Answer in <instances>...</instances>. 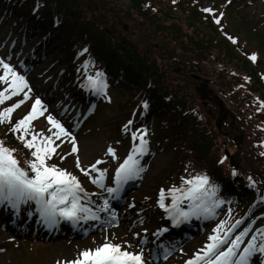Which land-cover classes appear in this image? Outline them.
Instances as JSON below:
<instances>
[{
    "label": "trees",
    "instance_id": "16d2710c",
    "mask_svg": "<svg viewBox=\"0 0 264 264\" xmlns=\"http://www.w3.org/2000/svg\"><path fill=\"white\" fill-rule=\"evenodd\" d=\"M201 1L207 0H0V21L12 26L13 33L56 41L53 59L64 66L62 82L73 88L74 101L84 91L78 68L90 60L88 68L93 74L101 70L107 83L114 82L128 93L119 109L135 102L132 107L133 114H140L138 123L146 125L155 118L158 133L166 140L172 135L169 141L180 156L176 174L185 163L187 178L206 174L218 186L217 198L232 200L237 218L259 207L257 203L251 207L256 193L248 178L255 185L264 182V145H259L264 141L260 103L264 81L259 78L257 62L240 48L239 40L233 43L225 36V22L221 20L222 28L214 22L213 15L220 12L203 13L198 5ZM234 31L236 38L240 31ZM173 52L192 61L188 67L195 75L210 79L234 124L241 122L248 139V146L244 143L239 148L249 153L248 158L243 156L247 163H241L245 173L235 171L233 175L229 167L217 163L223 156H218L221 135L214 119L199 109L203 100L174 79L165 61V54ZM142 101H147V109H141ZM14 122L0 124V141L15 149L21 140L10 130ZM7 136L11 143L5 142ZM13 155L22 154L15 151ZM21 163L26 166L24 159Z\"/></svg>",
    "mask_w": 264,
    "mask_h": 264
},
{
    "label": "rangeland",
    "instance_id": "374dc122",
    "mask_svg": "<svg viewBox=\"0 0 264 264\" xmlns=\"http://www.w3.org/2000/svg\"><path fill=\"white\" fill-rule=\"evenodd\" d=\"M212 2H214V12L216 10L217 12L224 13L221 16V20L225 22L227 33L233 34L235 28H237L240 33L238 32L236 40L238 39L247 51L257 54V58L261 61H258L259 66L264 69V0H226V2L207 0L199 2L198 5L203 9L210 7ZM217 17L220 18V15ZM8 25L0 21V59L11 63L18 72L26 77L32 88L30 99L25 101L24 104L12 113V120H19L27 114L36 96H39L43 100L48 112L55 115L57 119H60L65 127L75 136V144L78 148V152H72L73 141L71 138L62 137L56 141L59 147L49 162L56 163L59 167L73 172L79 178L85 190L93 194L91 195V199L95 201V204H102L103 200L101 196L108 197L106 195L107 192L93 184L91 182V176L85 175L84 172H81L76 167L77 156L79 157L81 167L85 168L93 176L99 175V173L93 172L91 165L96 163L97 160H100L101 163L97 164V168L107 170L105 184L113 186L112 177L115 168L127 156L132 144L139 142L138 139L136 141L132 140V131L147 129L145 138L148 140L149 150L143 156L139 157L140 161L142 157L144 158V162L141 161L144 171L138 177L136 182L137 186L134 187L132 192L133 196L117 209L111 208L122 219L120 226L106 228V226L101 225L102 228H97L96 234L92 235V237L96 235L97 238L90 237L75 242L65 241L64 244L60 243V241L46 242L32 237L19 238L14 236L11 233L13 231L2 224L8 231H4L0 225V264H65V261L75 258L81 250L103 243L105 237L125 247L131 244L132 247L130 250L138 251V241L140 238H146L148 242V237L151 233H154L157 229L169 226L165 224V218L168 217L156 204L160 190H165L167 196L165 203H170L171 197L168 195L167 189L172 186L179 187L181 185V177L187 175L188 172V164L185 163L178 172V175L176 174L177 168L175 166H178L180 156L175 152L174 145L169 141L172 135L168 134L167 140L164 136L159 135L157 126H155V118L150 121V124L139 126V113L129 117L130 112L133 111L132 106L135 105V102L131 104L128 102L130 104L129 108L123 109V111L119 109L120 104L127 102L128 93L123 89H118L116 87L117 84L114 82H111V84L107 83L106 96L97 95L94 97L96 101L92 105H90V100L88 101L89 105H86L84 98L77 102L72 101L74 94V91L71 89L72 87L62 82V70L64 66L58 64L53 59L56 55L54 41L48 40L43 42V37L28 33L23 36L21 35V38L18 35L19 33H13V27H8ZM233 25L235 28H232ZM39 42H41V46L37 48L36 45ZM256 43L260 47L256 46ZM165 61L174 72V79L177 82L182 83L197 99L203 97L205 103H202V108H199L203 113L207 114L212 120L223 113V109L217 104L216 99H219V97H217L216 87L210 83V79H204L207 80L206 90L207 97L209 98L207 100L203 96V91H206L203 89L204 85H201V82L203 84L204 81L195 80L190 77L191 75H195V73L191 72L192 69L188 67L192 62L188 57L186 58L178 52H173L165 54ZM82 65L78 69L84 78L85 69ZM176 68L178 69L176 70ZM0 70L2 74L3 70ZM87 71L89 74L94 75L93 71L89 68ZM1 86L2 88L4 87L2 84ZM20 99H23L22 94L12 97L11 100L5 101L1 105L0 110H2V107L10 106ZM92 100L93 98H91ZM225 115L223 117L222 123L224 125L221 126V131L226 132V136L221 135L222 138L221 136L218 138V145L220 147L218 156L224 154V152L228 155L237 153L238 162L234 164H236V171L240 175L241 172H246L241 166V163H247L248 160L246 158L249 157V153L239 148L244 143H246L247 147L248 139L245 137V132L241 130V122L238 121L236 124L229 123V116L228 114ZM46 116L47 113H45V116L38 117L32 122L34 131L39 132L44 130L46 134H50L47 130L51 126L48 124ZM129 120H132L133 123L129 125L128 131H123V126ZM74 121L78 122L76 127H74ZM230 126H233V128H229ZM237 137H240V139ZM5 142L11 143L10 137L7 136ZM109 146L115 149L116 159H113L111 155L107 154ZM15 149L22 154L18 158H24V162L28 167L26 161L32 159L31 153L28 152L30 149L25 147L23 141H21V145L17 144ZM242 153L243 155H241ZM61 156L64 158L61 159ZM242 157L243 159H241ZM228 165V159H225L222 166L228 167ZM26 166L22 165L24 168H27ZM260 182L255 187L257 201H259L261 209L255 210L254 213H251L245 219L239 220L241 223L234 229V233H238V230H243L248 221L251 220L250 233L254 232L257 228L264 227V201L259 199V197L264 196V182ZM223 204L220 205V210H217L219 212L212 219L192 217L188 222L185 221L186 223L181 222V224H188L187 227L192 225H200V227L196 231L192 229L194 231L193 238L181 243L173 253L169 254L168 260L160 258L158 262L153 264H185V261L193 253L203 247L207 241V236L221 221L219 220V216L223 212L222 208L224 210L225 208H229L227 204ZM6 205L0 204L3 208ZM23 205L21 204L19 208L22 209ZM181 206L186 208L187 203L185 202ZM27 208L30 209V214H34L35 216L37 214L39 215L34 202L29 204ZM132 208L137 212L139 211V213L134 214L135 212ZM160 212H163V215H159ZM11 221L13 220L8 222ZM41 222L42 219H38V223L40 224ZM228 226L230 225H225V227ZM29 227L31 230L33 227L32 222L20 225L21 230H25V228L29 230ZM144 229H147V232ZM182 231L185 234L188 232L187 230ZM183 232L172 233L171 235L173 236L169 238L168 245L175 247L177 245L176 242L180 240ZM248 238L250 237H246L245 239ZM71 243L75 247L68 249L67 247H70L68 245ZM144 254L147 259V264H152L150 261L152 255L146 244L144 245ZM257 257L260 256L258 255ZM254 259L257 260V258Z\"/></svg>",
    "mask_w": 264,
    "mask_h": 264
},
{
    "label": "snow or ice",
    "instance_id": "6c2138e0",
    "mask_svg": "<svg viewBox=\"0 0 264 264\" xmlns=\"http://www.w3.org/2000/svg\"><path fill=\"white\" fill-rule=\"evenodd\" d=\"M205 13H213L214 9L205 7ZM223 16V13H220ZM214 22L221 25L219 17L213 16ZM228 40L237 43L235 37L225 33ZM87 51V49H83ZM249 58L255 62L257 54L251 53ZM90 60H86L82 67L85 69L84 78L80 87L95 95H105L108 87L104 73L97 69L95 74H89L87 69ZM0 84L4 85L0 89V105L12 97L23 95V99L12 103L10 106L0 110V124L12 121V113L22 104L30 99L32 88L24 75L4 59H0ZM79 71V69H78ZM245 79H249L245 77ZM264 107V101H261ZM144 109L148 108L147 101H142ZM259 110V109H258ZM48 124L51 126L46 134L44 130L36 132L33 130L32 122L38 117L45 116ZM133 123L129 120L123 126V131L129 130V125ZM17 133V138L24 142L26 148L32 150L31 157L26 161L28 167L20 166V162L13 155L16 151L9 148L0 141V204H7L12 209H18L21 204L34 202L36 211L46 225H55L60 219L68 220L74 224L78 221H99L100 213H106L107 223L111 224L116 218L115 210L111 209L109 198H119L123 186L130 180L137 179L144 171L139 157L148 152V140L145 138L147 129L135 130L131 132L133 143L131 150L122 162L115 168L112 177V185L105 184L106 169L97 168V164L91 165L93 172L99 175L93 176L85 168L81 167L79 157L77 156L76 167L85 175L91 176V182L104 189L108 197L101 196L102 204H95L91 195L82 186L79 178L71 171L59 167L56 163H50L52 156L56 154L59 144L56 143L62 137L71 138L73 141L72 152H78L75 144V136L60 119L48 112L43 100L36 96L31 105L30 111L22 118L12 123L11 129ZM30 137V138H29ZM107 154L116 159L115 149L111 146L107 149ZM61 159L64 157L61 156ZM227 156H221L217 163H223ZM235 175V169L232 172ZM250 186L255 184L249 177ZM218 186L210 183L206 174H197L188 178L181 177L179 187L172 186L167 189L171 202L165 203V190L161 189L156 204L161 208L166 216L171 220L173 226L181 222L188 221L192 217L199 219H212L217 215L216 209L224 203L222 199L217 198ZM264 201V196L259 197ZM187 207H182L183 203ZM131 207V205H130ZM241 223L225 227L227 221L221 220L212 232L207 236V241L193 255L185 261V264H253L254 258L259 255L262 257L260 264H264V227L257 228L250 233L251 225L238 233L234 229ZM147 232V229H144ZM166 231L164 228L157 229L153 236ZM139 235V234H134ZM246 237H250L245 239ZM127 243V242H125ZM146 238H140L138 241L139 250H130L131 244L127 247L120 243H114L105 237L103 243L81 250L75 258L65 261V264H147L144 254V245ZM155 243V241H154ZM164 252L170 254L169 249ZM167 255H165V259Z\"/></svg>",
    "mask_w": 264,
    "mask_h": 264
},
{
    "label": "water",
    "instance_id": "95a60500",
    "mask_svg": "<svg viewBox=\"0 0 264 264\" xmlns=\"http://www.w3.org/2000/svg\"><path fill=\"white\" fill-rule=\"evenodd\" d=\"M195 78H198V77H195ZM218 104H219V106L223 109V113L225 112L224 111V107H223V105L221 104V102H219L218 101ZM220 114V116H218L217 118H216V123H217V125H220V123H221V121L223 120V117H224V114ZM238 139H240V137H237ZM225 155L228 157V159H229V163H230V167L232 168V169H234V163H236L237 162V160H236V158H237V154H232V155H227L226 153H225Z\"/></svg>",
    "mask_w": 264,
    "mask_h": 264
},
{
    "label": "bare ground",
    "instance_id": "6f19581e",
    "mask_svg": "<svg viewBox=\"0 0 264 264\" xmlns=\"http://www.w3.org/2000/svg\"><path fill=\"white\" fill-rule=\"evenodd\" d=\"M253 220H254V219H253ZM249 225H252L250 221L246 224V226H245L244 228L248 227ZM238 231H240V230H238ZM241 231H242V230H241ZM68 246H70V247H67L68 249H71V248H74V247H75L72 243L69 244ZM69 251H71V250H69Z\"/></svg>",
    "mask_w": 264,
    "mask_h": 264
}]
</instances>
